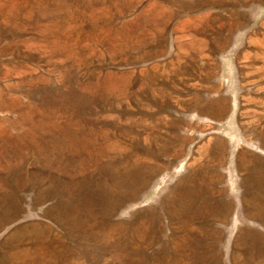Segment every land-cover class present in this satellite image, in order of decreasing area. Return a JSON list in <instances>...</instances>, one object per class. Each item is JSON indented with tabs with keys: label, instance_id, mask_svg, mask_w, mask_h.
Returning a JSON list of instances; mask_svg holds the SVG:
<instances>
[{
	"label": "rangeland",
	"instance_id": "1",
	"mask_svg": "<svg viewBox=\"0 0 264 264\" xmlns=\"http://www.w3.org/2000/svg\"><path fill=\"white\" fill-rule=\"evenodd\" d=\"M0 264H264V0H0Z\"/></svg>",
	"mask_w": 264,
	"mask_h": 264
},
{
	"label": "bare ground",
	"instance_id": "2",
	"mask_svg": "<svg viewBox=\"0 0 264 264\" xmlns=\"http://www.w3.org/2000/svg\"><path fill=\"white\" fill-rule=\"evenodd\" d=\"M14 260V259H13Z\"/></svg>",
	"mask_w": 264,
	"mask_h": 264
}]
</instances>
